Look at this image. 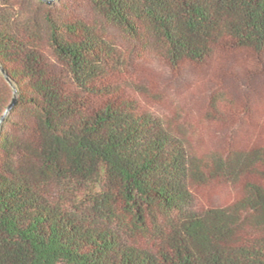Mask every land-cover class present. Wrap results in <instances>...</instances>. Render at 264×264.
Segmentation results:
<instances>
[{"label":"trees","instance_id":"trees-1","mask_svg":"<svg viewBox=\"0 0 264 264\" xmlns=\"http://www.w3.org/2000/svg\"><path fill=\"white\" fill-rule=\"evenodd\" d=\"M0 264H264V0H0Z\"/></svg>","mask_w":264,"mask_h":264},{"label":"water","instance_id":"water-1","mask_svg":"<svg viewBox=\"0 0 264 264\" xmlns=\"http://www.w3.org/2000/svg\"><path fill=\"white\" fill-rule=\"evenodd\" d=\"M48 3H50L52 0H46ZM16 96H14L13 100L11 101V103L8 105V107L6 108L5 112L3 113L1 119H0V123L5 119V116L8 114V112L12 109V107L15 105L16 103Z\"/></svg>","mask_w":264,"mask_h":264}]
</instances>
